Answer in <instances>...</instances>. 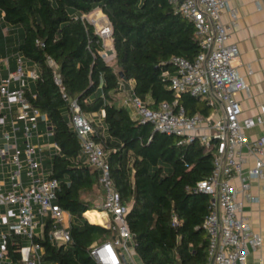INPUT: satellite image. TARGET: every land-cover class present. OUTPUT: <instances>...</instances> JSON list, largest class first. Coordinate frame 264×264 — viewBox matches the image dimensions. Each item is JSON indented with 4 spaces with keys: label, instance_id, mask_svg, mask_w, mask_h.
Listing matches in <instances>:
<instances>
[{
    "label": "trees",
    "instance_id": "trees-1",
    "mask_svg": "<svg viewBox=\"0 0 264 264\" xmlns=\"http://www.w3.org/2000/svg\"><path fill=\"white\" fill-rule=\"evenodd\" d=\"M97 7L113 26L115 64L105 60L101 36L83 18ZM6 26L20 29L19 37L5 35ZM0 46L37 64L39 77L31 80L27 94L47 113L51 139L60 146L49 162L51 177L59 181L56 202L72 214L71 239L54 242L48 220L44 236L37 238L43 259L96 264L91 244L112 237L111 229L87 217V210L104 200L100 169L86 160L79 135L68 125V102L56 84L50 56L82 110L104 111L101 120L94 119V139L107 151L111 177L129 206L127 224L143 264H205L209 241L202 224L211 197L197 183L212 171L213 148L199 139L182 144L175 135L155 131L150 122L134 119L116 97L123 71L126 81L134 80L133 92L151 108L176 102L175 108L182 106L187 114L210 116L213 107L206 99L176 95L164 75L174 73L172 56L193 60L200 51L195 25L169 0H0Z\"/></svg>",
    "mask_w": 264,
    "mask_h": 264
},
{
    "label": "built area",
    "instance_id": "built-area-1",
    "mask_svg": "<svg viewBox=\"0 0 264 264\" xmlns=\"http://www.w3.org/2000/svg\"><path fill=\"white\" fill-rule=\"evenodd\" d=\"M169 1L195 25L201 49L193 60L172 56L174 73L165 71L164 75L170 77V87L176 95H199L213 110L222 108L223 115L217 119L200 113L190 115L182 106L175 108L176 102L168 101L151 108L133 92L134 83L123 77L118 88L121 104L129 108L134 119L177 136L179 143L199 139L213 148L212 171L197 183V189L211 197L210 210L202 224L209 241L205 264H245L249 251L264 243L263 236L243 215L245 201L251 196V178L264 177V136L249 139L246 129L262 124L264 117L263 113L242 116L235 99L236 91L249 87L234 64L238 46L229 40L239 25L238 11L227 0ZM227 7L232 18L225 23L222 12ZM99 19L92 18L91 23L97 24L96 32L106 50L105 41L112 39L113 26L110 20L100 24ZM13 56V61L10 55L0 56V264H50L43 259L44 247L37 240L44 236L47 221H51L54 242L64 244L71 239L72 214L56 202L59 181L51 177L52 164H47L60 146L51 139L47 113L34 106L27 94L31 80L39 77L37 64L35 69L26 68L27 61L21 53ZM48 62L68 102V125L79 135L86 160L100 169L105 196L94 209L103 213L102 225L111 229L112 237L93 242L91 256L96 264H138L134 257L137 243L127 224L129 206L123 203L111 177L107 151L94 139L95 118L82 110L78 98L68 94L57 72L58 65L50 56ZM94 113L100 120L104 115V111ZM246 152L255 157V162L245 170ZM235 179L240 184H235ZM177 222L175 217L173 224Z\"/></svg>",
    "mask_w": 264,
    "mask_h": 264
},
{
    "label": "crops",
    "instance_id": "crops-1",
    "mask_svg": "<svg viewBox=\"0 0 264 264\" xmlns=\"http://www.w3.org/2000/svg\"><path fill=\"white\" fill-rule=\"evenodd\" d=\"M228 5L238 11V27H236L229 38L230 42L236 43L238 46V57L235 59L234 64L238 72L245 78L248 83V89L238 90L235 92V99L238 101L242 108V116L256 117L263 113L264 117V0H227ZM101 8H95L91 12H96L97 15L104 14L103 10L98 12ZM4 13L1 12V16ZM106 16V15H105ZM100 17V16H99ZM231 11L227 7L222 12L223 22L231 20ZM7 29V32L5 31ZM10 29V30H9ZM3 33L5 35L10 32L12 37L20 35V29L17 27L9 28L4 27ZM16 43V42H15ZM13 46V45H11ZM0 46V56H6L10 51L8 48ZM107 54L110 53V61L108 56L104 55L105 60L112 64L116 63L115 49L112 39L107 42ZM13 61V58H12ZM115 61V63H113ZM118 70V69H117ZM129 82H133L131 79ZM118 103H122V94L116 95ZM93 118L100 120V117L94 113ZM223 115V109H214L210 117L213 119L219 118ZM212 133V130L209 131ZM246 135L249 139H255L264 136V118L262 124H257L254 127L246 129ZM248 161L245 170L252 167L255 162V157L246 152L245 154ZM235 184H240L239 179L234 180ZM251 186L249 188L251 196L247 198L244 204L243 215L252 224L253 228L258 231L264 240V177H253L250 180ZM90 210H87V212ZM92 222H99L98 219ZM245 264H264V243L256 250H250L246 255ZM141 260V259H140Z\"/></svg>",
    "mask_w": 264,
    "mask_h": 264
},
{
    "label": "rangeland",
    "instance_id": "rangeland-1",
    "mask_svg": "<svg viewBox=\"0 0 264 264\" xmlns=\"http://www.w3.org/2000/svg\"><path fill=\"white\" fill-rule=\"evenodd\" d=\"M98 8V7H97ZM96 10H98V12L100 13V11L101 10H99V9H96ZM87 17V19L90 21V22H92V18H95V17H97L98 15H97V13L96 12H94V13H89L88 15H86ZM100 16V15H99ZM98 16V17H99ZM105 16V15H104ZM106 17V19L104 18V17H102V18H100L99 19V23H102V24H105V23H107L108 21H109V19H108V17L107 16H105ZM102 19V20H101ZM95 24V23H94ZM95 25H97V24H95ZM111 39H109V40H106L105 41V43H107V42H109ZM14 53H15V51H10L7 55H10V56H12V58L14 59ZM107 56H108V60L110 61V59H111V57H110V53L109 54H107ZM24 61L26 62L27 61V59H25L24 58ZM113 63H115V61L113 62ZM26 68H31V69H35L36 67H35V63H32V62H27V64H26ZM91 117L93 116L92 114L90 115ZM23 156V155H22ZM48 164V166H50V164H51V162H48L47 163ZM99 204L101 203V202H98ZM95 218V217H94ZM96 219V218H95ZM134 257H135V260L137 261V263L138 264H143V262H142V260H140V258H139V256H138V254L137 253H135L134 254Z\"/></svg>",
    "mask_w": 264,
    "mask_h": 264
},
{
    "label": "bare ground",
    "instance_id": "bare-ground-1",
    "mask_svg": "<svg viewBox=\"0 0 264 264\" xmlns=\"http://www.w3.org/2000/svg\"><path fill=\"white\" fill-rule=\"evenodd\" d=\"M104 15L105 14L101 13L99 18L104 17L106 19V17ZM100 24H102V23H100ZM87 215H88V217L90 218L91 221L96 218V220L98 219L99 223H103L104 222L103 213L101 211H99V210L91 209L90 211L87 212Z\"/></svg>",
    "mask_w": 264,
    "mask_h": 264
},
{
    "label": "water",
    "instance_id": "water-1",
    "mask_svg": "<svg viewBox=\"0 0 264 264\" xmlns=\"http://www.w3.org/2000/svg\"><path fill=\"white\" fill-rule=\"evenodd\" d=\"M119 75H120L121 77H123L125 80H127V79H126V76H124V72H123V71H120V72H119ZM155 131H157V130L155 129ZM97 223H99V222H97ZM99 224H102V223H99Z\"/></svg>",
    "mask_w": 264,
    "mask_h": 264
}]
</instances>
